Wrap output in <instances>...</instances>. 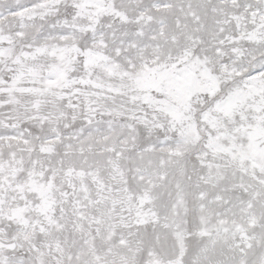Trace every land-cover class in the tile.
Returning a JSON list of instances; mask_svg holds the SVG:
<instances>
[{"label": "snow or ice", "instance_id": "1", "mask_svg": "<svg viewBox=\"0 0 264 264\" xmlns=\"http://www.w3.org/2000/svg\"><path fill=\"white\" fill-rule=\"evenodd\" d=\"M0 264H264V0H0Z\"/></svg>", "mask_w": 264, "mask_h": 264}]
</instances>
